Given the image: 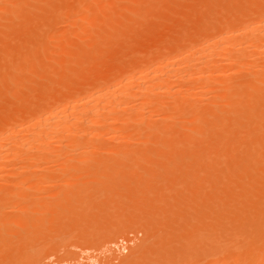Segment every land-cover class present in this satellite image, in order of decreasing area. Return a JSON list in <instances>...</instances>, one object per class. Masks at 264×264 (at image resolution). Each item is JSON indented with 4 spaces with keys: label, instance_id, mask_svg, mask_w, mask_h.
<instances>
[{
    "label": "rangeland",
    "instance_id": "obj_1",
    "mask_svg": "<svg viewBox=\"0 0 264 264\" xmlns=\"http://www.w3.org/2000/svg\"><path fill=\"white\" fill-rule=\"evenodd\" d=\"M262 14L264 0H0V145L6 151L16 138L32 143V152L18 147L27 152L20 157L0 155V264H256L253 254L264 252V52L254 53L251 44L253 50L236 54H205L199 61L208 63L200 65L214 70V77L203 81H196L202 71L198 54L184 56L221 35L243 42L242 24L260 25ZM240 57L244 65H231ZM167 58H180L181 73L169 75ZM193 61L200 70L196 66L192 74ZM156 68L168 79V90L153 98L135 83L119 109L128 108L129 115L136 110L127 122L112 110L115 116L102 112L108 120L85 124V116L66 104L99 95L107 85L113 91L125 76ZM50 111L76 114L68 119L76 120L78 132L70 125L73 130L63 132L67 139L52 134L59 140L51 139L49 150L44 143L40 152L33 136L38 118Z\"/></svg>",
    "mask_w": 264,
    "mask_h": 264
},
{
    "label": "bare ground",
    "instance_id": "obj_2",
    "mask_svg": "<svg viewBox=\"0 0 264 264\" xmlns=\"http://www.w3.org/2000/svg\"><path fill=\"white\" fill-rule=\"evenodd\" d=\"M244 11H246V10H244ZM263 15V14H262ZM264 16V15H263ZM32 18V17H31ZM237 18V17H236ZM246 19V18H245ZM244 19V20H245ZM227 20V19H226ZM228 20H229V18H228ZM222 21V20H221ZM262 21V20H261ZM260 21V22H261ZM264 21V20H263ZM212 22V21H211ZM230 22V21H229ZM40 23V22H39ZM213 23V22H212ZM233 25V24H232ZM222 26V25H221ZM225 26H226V24H225ZM224 26V27H225ZM242 26H243V29H244V31H242V30H240V32H241V34L243 33V32H245L244 33V35L245 34H247V38H245L244 40H245V42H244V40H242L241 38H240V36L238 37L239 39H241V41H243V42H239L240 40L238 39V38H236V40L238 39L239 41H234L233 40V37H234V35L233 34H227V35H225V36H223V35H221L219 38H216V39H214L211 43H207L208 45H206V46H204V48H203V46H202V48L200 47V48H198L200 51H198V49H197V51L198 52H195V50L193 49V51H185L186 52V55L184 56V59L185 60H189V59H195L194 57L198 54V56L196 57V59H198V60H196V64H197V61L199 62V65H200V63L201 62H203V60H204V57L205 56H203V55H207V57H209L210 55L211 56H213V55H215V53L216 52H218V54L219 55H221L222 53H226V52H231V53H235V52H240V50L242 51L243 50V48H250V47H254V50H253V47H252V50H253V52L254 53H260V52H264V38H260V37H263L264 36V31H263V29H264V22L263 23H261L260 25H257L256 26V24L255 25H249V24H245L244 25V23L242 24ZM220 27V26H219ZM216 28V27H215ZM209 29V28H208ZM43 30V29H42ZM233 31V30H232ZM230 32V31H229ZM239 32V31H238ZM232 33H234V32H232ZM235 34V33H234ZM240 34V33H239ZM236 35H238V34H236ZM243 35V34H242ZM263 35V36H262ZM196 37V36H195ZM237 37V36H236ZM245 37H246V35H245ZM203 38V37H202ZM205 38V37H204ZM232 40H231V39ZM193 39V38H192ZM195 39V38H194ZM199 39V38H198ZM197 39V40H198ZM213 39V38H212ZM235 39V38H234ZM260 39H262L263 41L261 42V40ZM192 41V40H191ZM233 41V42H232ZM186 44V43H185ZM206 44V43H205ZM251 44H252V46H251ZM254 44V45H253ZM203 45V44H202ZM182 46V45H181ZM188 49V48H187ZM190 49V48H189ZM251 49V48H250ZM191 50V49H190ZM220 52V53H219ZM222 52V53H221ZM1 54V53H0ZM183 54V53H182ZM208 54H209V56H208ZM217 54V55H218ZM236 54V53H235ZM176 55V54H175ZM181 55V54H180ZM252 55H254V54H252ZM256 55V54H255ZM194 56V57H193ZM203 56V57H202ZM216 56V55H215ZM242 56V55H241ZM183 57V56H182ZM181 57V58H182ZM190 57V58H189ZM199 57V58H198ZM206 57V58H207ZM187 58H189V59H187ZM200 58H202L203 60L200 62L199 61V59ZM234 58V57H233ZM238 58V57H237ZM168 59V58H167ZM210 59H211V57L210 58H207V59H205V60H209L210 61ZM226 59V58H225ZM235 59H236V56H235ZM235 59H233L234 60V62L233 63H231V65H238L239 63L238 62H240V64L239 65H244V61L242 60L241 61V57L239 58L240 59V61H238V59L237 60H235ZM176 60H177V58H176ZM176 60H169L168 59V61H166L165 63H164V65L163 66H165L166 68H164L165 70H167L169 73L171 72V73H173V71H175V74H176V71H177V69H179V68H181V67H176V65L178 66V60L180 61V58L177 60V62H176ZM223 60V59H222ZM162 61V60H161ZM182 61H184V60H182ZM185 62H187V61H185ZM190 62V61H189ZM194 62V63H193ZM192 63H190V64H193V66H192V70H193V72H192V74L194 73V70H198L197 68H196V66L198 65H196L195 64V61H193ZM244 62V63H243ZM251 62V61H250ZM208 62H203V64H207ZM237 63V64H236ZM242 63V64H241ZM202 64V65H203ZM249 64V63H248ZM179 65H181V63L179 64ZM198 65V66H199ZM239 65H238V67H239ZM251 65V64H250ZM249 65V66H250ZM161 66V65H160ZM189 66H191V65H189ZM188 66V67H189ZM197 66V67H198ZM213 66V65H212ZM259 66V65H258ZM155 67H157V66H155ZM185 67V66H184ZM200 68H202L201 67V65L199 66ZM198 67V68H199ZM210 67V66H209ZM241 67V66H240ZM252 67V66H251ZM149 68V67H148ZM161 68V67H160ZM183 68V67H182ZM187 68V67H186ZM191 68V67H190ZM200 68H199V70H200ZM257 68V67H256ZM188 69V68H187ZM130 70V69H129ZM202 71H199L200 72V77L198 78V79H196V81L198 80V81H201L202 80V78H208V80H210L211 78H212V76H213V74H214V70H206L205 68L203 69H201ZM216 70V69H215ZM254 70V69H253ZM180 71V72H179ZM179 71H178V73H181V69H179ZM217 71V70H216ZM250 71V70H249ZM141 72H142V69H141ZM133 73V72H132ZM138 73V72H137ZM140 73V72H139ZM168 73V74H169ZM171 73L169 74V75H171ZM178 73H177V75H178ZM183 73V72H182ZM261 73H263V72H261ZM164 72H163V70H160V69H158V68H156V69H150V71H148V72H146V73H141V74H139V75H135L134 73H133V77H132V79H130V80H127V79H125V77H124V80H122V81H120V83H122L121 84V86H119L118 88H114L115 90H111V93H110V90L108 89V87L107 86H105L106 88L104 89V88H102V89H104V90H106V91H102V93H100L99 95L97 94L98 93V91H97V95H95L94 93H93V95L90 97H88L87 99H81V98H79V99H76L75 101L73 100V101H69L70 103H66V104H68V106L70 107V108H73V110L74 109H77V115L79 116V117H82V116H85V118L83 117L82 119L85 121L84 123L86 124V123H89V124H93V123H95V121L97 120L98 121V119H101V118H104L103 117V115H105L104 113H102V112H104L105 111V113H109L110 111H120L119 109L120 108H122V104L124 105V103H122V100H123V102L124 101H126V99L125 98H127V99H130V98H128L130 95H132L133 93H134V91H136L134 88H133V85L136 83V85H134V86H137V88L136 89H138V90H143L144 92H147V94L148 93H152V95L154 96L153 98H156V96L157 95H161V94H163L162 92H166L167 90H166V87H169V86H166V85H168L169 83H166L165 84V81L167 80L168 81V79H166L165 78V80H164ZM185 74H186V72H185ZM184 74V75H185ZM173 76H174V74H172ZM181 75H183V74H180L179 75V77L181 76ZM186 75H188V74H186ZM242 75V74H241ZM245 75V74H244ZM191 74H189L188 75V77L192 80V78L191 77H193V76H191ZM128 77H129V75H128ZM186 76H182V78L184 79ZM202 77V78H201ZM211 77V78H210ZM214 77V76H213ZM241 77V76H240ZM111 78V77H110ZM123 78V77H122ZM130 78V77H129ZM194 78V77H193ZM195 78H197V76L195 77ZM210 78V79H209ZM238 78V77H237ZM112 79V78H111ZM175 79V78H174ZM185 79H187V77L185 78ZM189 79V80H190ZM200 79V80H199ZM121 80V79H120ZM190 80V81H191ZM194 80V79H193ZM192 80V81H193ZM166 81V82H167ZM177 81V80H176ZM203 81V80H202ZM205 81V80H204ZM231 80H229V82H230ZM178 82V81H177ZM194 82V81H193ZM192 83V82H191ZM204 83V82H203ZM206 83V82H205ZM177 84V83H176ZM226 84V83H225ZM118 85H119V82H118ZM117 85V86H118ZM190 85V84H189ZM220 85V84H219ZM227 85H228V83H227ZM114 87V86H113ZM173 87V86H172ZM112 88V87H111ZM194 88V87H193ZM199 88V87H198ZM231 88V87H230ZM236 88V87H235ZM113 89V88H112ZM131 89H134V91L132 92L131 91ZM223 89V88H222ZM137 90V91H138ZM180 90V89H179ZM178 90V91H179ZM187 90V88L185 89V94L184 95H186L188 92H191V91H189L188 90V92L186 91ZM229 90V89H228ZM236 90V89H235ZM181 91L184 93V91L181 89ZM180 91V92H181ZM213 91V90H212ZM100 92V91H99ZM139 92V91H138ZM155 94H154V93ZM199 92V91H198ZM111 95H110V94ZM156 93H158V94H156ZM228 93V92H227ZM140 95H141V93H139ZM143 94H146V93H143ZM191 93H189V95H190ZM225 94V93H224ZM223 94V95H224ZM253 94V93H252ZM213 95V94H212ZM257 95H258V93H257ZM97 96V97H96ZM100 96V97H99ZM150 96V95H149ZM187 96V95H186ZM191 96V95H190ZM100 98V100H99V98ZM134 97V95L131 97V98H133ZM139 97V96H138ZM236 97V96H235ZM255 97H258V96H255ZM94 98H97V101H95L94 100ZM135 98V97H134ZM177 98V97H176ZM230 98V97H229ZM252 98V97H251ZM125 99V100H124ZM141 99V98H140ZM172 99V98H171ZM223 99H225V98H222V100ZM254 99V98H253ZM138 100V99H137ZM152 100H154V99H152ZM207 100V99H206ZM263 99H261V103L263 102L262 101ZM129 101H132V100H129ZM144 102H146L145 104H147V101L149 102L150 100L146 97L145 98V100H143ZM254 101V100H253ZM257 101V100H256ZM133 102V101H132ZM142 102V101H141ZM144 102L142 103V104H144ZM155 102H156V100H155ZM239 102V101H238ZM258 102H260V101H258ZM126 103V102H125ZM158 103V102H157ZM254 103V102H253ZM83 104H86L87 105V109L85 110L84 109V111H82L81 112V110L83 109V107L85 106H83L82 107V105ZM135 104V103H134ZM144 104V105H145ZM149 104H150V102H149ZM160 104V103H159ZM217 105L219 104V103H216ZM250 104V103H249ZM249 104H247V105H249ZM251 104H252V102H251ZM133 105V104H132ZM138 105V104H137ZM148 105V104H147ZM216 105V106H217ZM254 105H256V104H254ZM62 106V105H61ZM68 106H66V107H68ZM125 106V105H124ZM252 106V105H251ZM58 107V106H57ZM65 107V106H64ZM68 107V108H69ZM81 107V108H80ZM142 108H143V105L141 106ZM150 107H151V105H150ZM155 107V106H154ZM244 107V106H243ZM242 107V108H243ZM254 107V106H253ZM81 110H80V109ZM126 110H121L120 112H116L117 114L118 113H120V116L118 115H116V117L117 118H119V119H122L121 120V122H127L126 120H130V118H128L127 117V115L128 116H135L136 115V110L134 111V113H135V115L134 114H131V115H129V113H131L130 112V110H129V113H127L126 114V111H128V108H126V107H124ZM153 108V107H152ZM160 108V107H159ZM162 108V107H161ZM53 109V108H52ZM57 108H55V110H56ZM79 109V110H78ZM137 109V108H136ZM192 109V108H191ZM238 109H240L239 108V105H238ZM248 109V108H247ZM250 109V108H249ZM65 109L63 108V111H64ZM71 110V109H70ZM174 110H175V108H174ZM189 110V109H188ZM241 110V109H240ZM244 110H246V109H244ZM243 110V111H244ZM49 111V110H48ZM59 111V110H58ZM61 111V110H60ZM75 111H73L74 113H75ZM80 113H82V114H79V112ZM109 111V112H108ZM111 112V113H114V112ZM123 111V112H122ZM125 111V112H124ZM191 111V110H190ZM206 111V110H205ZM254 111V110H253ZM52 112V113H51ZM122 112V113H121ZM144 112V111H143ZM184 112V111H183ZM193 112V111H192ZM198 112V111H197ZM55 113H57V112H55ZM53 111H50V114L48 113V115H46V116H43V118L41 117V118H38V119H41V123H40V121H39V123H40V125H39V128L37 129V130H35V131H37V132H35V135L33 136L34 138H33V140H35V142L38 140L39 142H37L36 144H40V146H38V145H36L35 143V148L37 147L38 148V151H40V150H43L44 149V143H45V146H46V144L48 143V142H50V143H52L51 142V139L53 138V137H55L56 138V136H59V135H61V136H59L62 140H63V137L64 138H68V137H66V136H69V135H64V133H66L67 132V130H65V129H71L74 125H73V122H74V119H75V117H77L76 116V114H75V117L74 116H72V117H74V119H71V120H69L68 118L70 117V118H72L71 117V115L70 116H66V114L65 115H58V114H60V113H58V114H55ZM69 113V112H68ZM116 113H114V116H115V114ZM133 113V112H132ZM145 113V112H144ZM146 113H147V111H146ZM148 113H149V111H148ZM214 113V112H213ZM222 113V112H221ZM255 113V112H254ZM45 114V113H44ZM62 114V113H61ZM121 114H123V115H121ZM139 114H142L141 116L139 115ZM139 116L140 117H146L147 115H144L143 113H140V111H139ZM225 114V113H224ZM232 114V113H231ZM242 115L244 114V113H241ZM68 115V114H67ZM108 115V114H107ZM106 115V116H107ZM125 115V116H124ZM144 115V116H143ZM150 115V114H149ZM215 115V114H214ZM219 115V114H218ZM223 115V114H222ZM235 115H236V113H235ZM239 115V114H238ZM102 116V117H101ZM220 116V115H219ZM230 116V115H229ZM251 116H253V115H251ZM12 117H14V116H12ZM228 117V116H227ZM232 116H230L229 118H231ZM234 117H236V116H234ZM134 118H136V117H134ZM133 118V119H134ZM137 118H138V116H137ZM212 119V117H209V119ZM77 119V118H76ZM118 119V120H119ZM132 119V118H131ZM142 119V118H141ZM208 119V118H207ZM210 119V120H211ZM240 119V118H239ZM238 119V117H237V120H239ZM255 119V118H254ZM79 120H81L80 118H79ZM102 120H104V119H102ZM105 120H108L106 117H105ZM123 120H125V121H123ZM135 120V119H134ZM134 120H131V121H134ZM138 120H139V118H138ZM137 119L135 120V121H138ZM214 120V119H213ZM219 120H220V118H219ZM262 120V119H261ZM261 120H259V121H261ZM73 121V122H72ZM101 121V120H100ZM99 121V122H100ZM140 121V120H139ZM208 121V120H207ZM215 121V120H214ZM213 121V122H214ZM244 121H245V119H244ZM243 121V122H244ZM75 122H76V120H75ZM74 122V123H75ZM79 122V121H78ZM78 122L75 124L76 126H82V124H83V126H84V123L82 122V124H81V121H80V123L78 124ZM98 122V123H99ZM105 122H107V121H105ZM113 122H114V120H113ZM179 122V121H178ZM197 122V121H196ZM241 122V121H240ZM250 122V121H249ZM38 123V124H39ZM109 123V122H108ZM107 123V124H108ZM207 123V122H206ZM209 123V122H208ZM232 123V122H231ZM253 123V122H252ZM260 123H262V121L261 122H259V124ZM37 124V125H38ZM78 124V125H77ZM88 124V125H89ZM194 124V123H193ZM211 124V123H210ZM228 124V123H227ZM72 127H71V126ZM87 125V126H88ZM221 125V124H220ZM232 125V124H231ZM68 126L70 127V128H68ZM78 126V127H79ZM234 127H235V125H233ZM238 126V125H237ZM253 126H255V125H253ZM258 126V125H257ZM75 127V126H74ZM90 127V126H89ZM92 127H94L93 125H92ZM250 127H252L251 125H250ZM262 127V125L260 126V128ZM97 127L95 126V129H96ZM113 128V127H112ZM226 128V127H225ZM228 128V127H227ZM239 128V127H238ZM77 130V132H78V128H74V131L73 132H75L76 130ZM82 129H84V131L86 130V129H88L87 127H86V125L84 126V127H82ZM94 129V128H93ZM93 129H91V130H93ZM218 129V128H217ZM224 129V128H223ZM258 129H259V127H258ZM72 130H73V128H72ZM71 130V131H72ZM81 132H83V130H81V129H79ZM159 130V129H158ZM65 131V132H64ZM89 130H87V132H88ZM95 131H97V130H95ZM95 131H92V132H88L89 134L91 133H93V134H95V135H100L98 132H95ZM105 131V130H104ZM110 131V130H109ZM179 131V130H178ZM221 130H218V133L220 132ZM230 131H232V130H230ZM248 131V130H247ZM262 131V130H261ZM33 132V131H32ZM64 132V133H63ZM69 132V131H68ZM242 132V131H241ZM243 132H245V131H243ZM242 132V133H243ZM6 133V132H5ZM71 133V132H70ZM186 133V132H185ZM221 133V132H220ZM260 133V132H259ZM52 134H54L55 136H53ZM187 134V133H186ZM191 134V133H190ZM195 134V133H194ZM221 134H224V135H227V133L225 134V133H221ZM229 134V133H228ZM51 135L53 136V137H51ZM77 135V134H76ZM80 135V133L77 135V136H79ZM95 135H92V137L93 136H95ZM169 135V134H168ZM215 135V134H214ZM213 135V136H214ZM240 135V134H239ZM2 136V135H1ZM73 136V135H72ZM76 136V137H77ZM81 136V135H80ZM91 135H89V137H90ZM101 136V135H100ZM193 136H195V135H193ZM228 136V135H227ZM264 136V135H263ZM88 137V136H87ZM97 137V136H96ZM169 137V136H168ZM171 137V136H170ZM173 137V136H172ZM208 137V136H207ZM235 137V136H234ZM254 137V136H253ZM54 138V139H55ZM79 138V137H78ZM95 138V137H94ZM93 138V139H94ZM190 138H192V136L190 137ZM217 138V137H216ZM54 139H52V140H54ZM58 139V138H57ZM57 139H55V141H58ZM61 139H60V141H61ZM176 139V138H175ZM236 139V138H235ZM240 139H242L241 137H240ZM239 139V140H240ZM16 141H15V143H17V144H15V143H13V144H15V145H18L17 147H15V145L13 146H11L10 148L11 149H13V147H15V148H17L18 149V147H20V149L22 148L23 150H25V151H27V150H31L32 149V147H31V145L30 144H32V143H28L27 144V142H25V140L24 139H20L19 138V141H18V139L16 138L15 139ZM20 140L22 141V142H20ZM24 140V141H23ZM27 140V139H26ZM31 140V139H30ZM29 140V141H30ZM167 140H168V138H167ZM193 140H194V138H193ZM32 141V140H31ZM81 141V140H80ZM198 141V140H197ZM242 141V140H241ZM251 141H252V139H251ZM74 142V141H73ZM79 142V141H78ZM88 142V141H87ZM231 142V141H230ZM259 142V141H258ZM55 142H53V144H54ZM61 143V146H62V143L63 142H60ZM92 143H94V142H92ZM198 143V142H197ZM220 143V142H219ZM229 143V142H228ZM234 143V142H233ZM251 143V142H250ZM42 144H43V146H42ZM68 144V143H67ZM72 144V143H71ZM83 144V143H82ZM221 144V143H220ZM246 144V143H245ZM10 145V144H9ZM50 145V144H49ZM49 145L47 144V146H46V148L47 147H49ZM76 145V144H75ZM185 145H187V143L185 144ZM68 146V145H67ZM73 146V145H72ZM78 146V145H77ZM82 146H84V145H82ZM90 146V145H89ZM176 146H178V145H176ZM176 146H175V148H176ZM8 146H6V148H7ZM34 147V146H33ZM51 147V146H50ZM54 147V146H53ZM57 147V146H56ZM69 147H70V145H69ZM179 147H181V146H179ZM187 147H190L189 145L187 146ZM226 147V146H225ZM74 148V147H73ZM77 148V147H76ZM80 148H81V146H80ZM79 148V149H80ZM158 148V147H157ZM160 148V147H159ZM231 148V147H230ZM254 148V147H253ZM7 149H9V148H7ZM6 149V151H5V149L3 148V146L2 145H0V155H2V156H4V155H9L8 153H12V152H14L16 155L18 154L19 155V153H21V151L19 150H15V151H18V153L17 152H15V151H13V150H11V149H9V150H7ZM48 149V148H47ZM82 149V148H81ZM88 149V148H87ZM173 149V148H172ZM178 149V148H177ZM35 150V149H34ZM33 150V151H34ZM46 150V149H45ZM49 150V149H48ZM68 150V149H67ZM71 150H72V148H71ZM200 150V149H199ZM8 151V152H7ZM9 151H12V152H9ZM25 151H23V152H25ZM37 151V150H36ZM36 151H35V154H36ZM44 151V150H43ZM61 151V150H60ZM78 151V150H77ZM164 151V150H163ZM23 152L21 153V155L23 154ZM31 152H32V150H31ZM31 152H29L28 151V153L30 154ZM41 152V151H40ZM48 152V151H47ZM86 152V151H85ZM87 152H89V151H87ZM147 152V151H146ZM223 152V151H222ZM259 152H260V150H259ZM25 153H27V152H25ZM24 153V154H25ZM52 153V152H51ZM76 153V152H75ZM221 153V152H220ZM23 154V155H24ZM39 154V153H38ZM78 154V153H77ZM81 154H83V153H81ZM81 154L79 155L78 154V156H80L81 157ZM191 154V153H190ZM32 155V154H31ZM30 155V156H31ZM37 155V154H36ZM68 155V154H67ZM98 155V154H97ZM102 155V154H101ZM108 155V154H107ZM151 155V154H150ZM149 155V156H150ZM26 156V155H25ZM85 156H87V155H85V154H83L82 155V158L83 157H85ZM94 156V155H93ZM102 156H104V154L102 155ZM134 156V155H133ZM174 156V155H173ZM211 156V155H210ZM9 157H12L11 156V154H10V156H8L7 158H9ZM14 157V156H13ZM17 157V156H16ZM18 157H20V155L18 156ZM28 157V156H27ZM37 157V156H36ZM35 157V158H36ZM42 157V156H41ZM55 157V156H54ZM106 157V156H105ZM2 158V159H1ZM86 158V157H85ZM162 158V157H161ZM170 158H172V157H170ZM197 158V157H196ZM206 158V157H205ZM0 159L2 160V162H3V157H1L0 156ZM10 159V158H9ZM17 159H19V158H17ZM25 159V158H24ZM37 159V158H36ZM88 159V158H87ZM102 159H104V158H102ZM180 159V158H179ZM210 159H211V157H210ZM0 160V161H1ZM27 160V159H26ZM28 160H29V157H28ZM67 160H70V159H67ZM82 160V159H81ZM132 160V159H131ZM174 160H175V158H174ZM21 161V160H20ZM23 161V160H22ZM83 161V160H82ZM88 161V160H87ZM112 161V160H111ZM167 161V160H166ZM208 161V160H207ZM27 162V161H26ZM33 162V161H32ZM66 162V161H65ZM73 162V161H72ZM113 162V161H112ZM29 163V162H28ZM168 163V162H167ZM262 163V162H261ZM0 164H2V163H0ZM30 164V163H29ZM75 164V163H74ZM112 164V163H111ZM164 164H165V162H164ZM169 164V163H168ZM4 165V164H3ZM145 165V164H144ZM147 165H149V164H147ZM205 165V164H204ZM135 166V165H134ZM146 166V165H145ZM180 166V165H179ZM196 166V165H195ZM48 167H50V166H48ZM123 167V166H122ZM137 167V166H136ZM167 167V166H166ZM206 167V166H205ZM214 167V166H213ZM256 167V166H255ZM31 168V167H30ZM121 168V167H120ZM126 168V167H125ZM129 168V167H128ZM132 168V167H131ZM169 168V167H168ZM180 168V167H179ZM111 169V168H110ZM124 167L121 169L122 170V172L124 171V170H126V169H124ZM155 169H156V167H155ZM245 169V168H244ZM254 169V168H253ZM46 170V169H45ZM120 170V171H121ZM130 170V169H129ZM153 170V169H152ZM169 170V169H168ZM42 171V170H41ZM117 171H118V169H117ZM117 171H115L116 173H117ZM127 171H128V169H127ZM131 171V170H130ZM134 171V170H133ZM143 171V170H142ZM141 171V172H142ZM187 171V170H186ZM252 171V170H251ZM48 172V171H47ZM73 172V171H72ZM140 172V171H139ZM138 172V173H139ZM159 172H160V170H159ZM173 172V171H172ZM230 172V171H229ZM0 173H1V171H0ZM125 173V172H124ZM143 173V172H142ZM156 173V172H155ZM133 174V173H132ZM144 174V173H143ZM157 174V173H156ZM162 174V173H161ZM176 174V173H175ZM134 175H135V173H134ZM168 175V174H167ZM2 176V175H1ZM0 176V177H1ZM112 176V175H111ZM117 176H118V174H117ZM141 176V175H140ZM260 176V175H259ZM64 177V176H63ZM113 177V176H112ZM111 177V178H112ZM143 177V176H142ZM65 178H67V177H65ZM64 178V179H65ZM115 178H117V177H115ZM145 178V177H144ZM1 179V178H0ZM73 179V178H72ZM68 180V179H67ZM69 180H70V178H69ZM181 180V179H180ZM17 181V180H16ZM117 181H118V178H117ZM18 182V181H17ZM24 182V181H23ZM116 182V181H115ZM25 183V182H24ZM69 183V182H68ZM113 183V182H112ZM250 183V182H249ZM38 184V183H37ZM71 184V183H70ZM69 184V185H70ZM89 184H90V182H89ZM155 184V183H154ZM158 184V183H157ZM183 184V183H182ZM19 185H20V183H19ZM66 185H67V183H66ZM162 185V184H161ZM160 185V186H161ZM227 185V184H226ZM23 186H24V184H23ZM92 186V185H91ZM108 186H109V184H108ZM169 186V185H168ZM174 186V185H173ZM262 186V185H261ZM86 187H87V185H86ZM152 187V186H151ZM163 187H165V185L163 186ZM172 187V186H171ZM174 187H176V186H174ZM189 187H191V186H189ZM69 188H71V187H69ZM84 188V187H83ZM142 188V187H141ZM260 188V187H259ZM112 189V188H111ZM118 190V189H117ZM116 190V191H117ZM180 190H181V187H180ZM261 190V189H260ZM18 191V190H17ZM165 191V190H164ZM173 191V190H172ZM171 191V192H172ZM118 192V191H117ZM121 192V191H120ZM168 192V191H167ZM174 192V191H173ZM172 192V193H173ZM122 193H124V192H122ZM158 193H159V191H158ZM171 193V194H172ZM71 194V193H70ZM83 194V193H82ZM139 194V193H138ZM168 194H170V193H167V195ZM185 194V193H184ZM19 195V194H18ZM64 195V194H63ZM188 195V194H187ZM119 196V195H118ZM156 196V195H155ZM181 196V195H180ZM83 197V196H82ZM95 197V196H94ZM116 197V196H115ZM174 197H175V195H174ZM197 197V196H196ZM18 198V197H17ZM121 198V197H120ZM159 198V197H158ZM22 199V198H21ZM24 199H26V198H24ZM94 199V198H93ZM116 199H117V197H116ZM123 199V198H122ZM177 200L178 199H180V198H176ZM99 200V199H98ZM101 200H103V198L101 199ZM114 200H115V198H114ZM170 200H172V198L170 199ZM181 200V199H180ZM259 200H261V199H259ZM67 201V200H66ZM71 201V200H70ZM92 202H94V201H92ZM231 202V201H230ZM61 204H62V202H60ZM159 203V202H158ZM160 203H163V202H160ZM5 204V203H4ZM21 205V204H20ZM83 205V204H82ZM176 205V204H175ZM206 205V204H205ZM89 206H91V205H89ZM88 206V207H89ZM22 207V206H21ZM78 207V206H77ZM86 207V206H85ZM182 207V206H181ZM257 207V206H256ZM49 208V207H48ZM84 209H87V208H84ZM89 209V208H88ZM88 209H87V211H88ZM129 209V208H128ZM204 209V208H203ZM258 209V208H257ZM1 210V209H0ZM23 210V209H22ZM47 211V210H46ZM63 212H65V211H63ZM77 212V211H76ZM85 212V211H84ZM179 212H181V211H179ZM257 212V211H256ZM22 213V212H21ZM33 213V212H32ZM60 213V212H59ZM152 213V212H151ZM157 213V212H156ZM156 213H155V215H156ZM169 213V212H168ZM167 213V214H168ZM19 214V213H18ZM35 214V213H34ZM38 214H40V213H38ZM123 214V213H122ZM138 214H140L139 212H138ZM166 214V215H167ZM42 215H44V214H42ZM41 215V216H42ZM47 214H45V216H46ZM159 215V214H158ZM157 215V216H158ZM161 215V214H160ZM168 215H172V214H168ZM184 215V214H183ZM20 216V215H19ZM22 216V215H21ZM64 216V215H63ZM101 216V215H100ZM173 216V215H172ZM4 217V216H3ZM23 217H25V216H23ZM29 217V216H28ZM19 218V217H18ZM73 218H74V216H73ZM125 218V217H124ZM149 218V217H148ZM161 218H162V216H161ZM20 219H22V217L20 218ZM25 219V218H24ZM66 219V218H65ZM82 219V218H81ZM110 219V218H109ZM134 219V218H133ZM159 219V218H158ZM206 219V218H205ZM243 219V218H242ZM153 220V219H152ZM75 221V220H74ZM196 221V220H195ZM214 221V220H213ZM35 222H37L36 220H35ZM98 222V221H97ZM100 222V221H99ZM143 222V221H142ZM163 222V221H162ZM185 222V221H184ZM108 223V222H107ZM116 223V222H115ZM20 224V223H19ZM23 224H24V222H23ZM139 225H140V223H138ZM157 224V223H156ZM182 224V223H181ZM222 224V223H221ZM16 225V224H15ZM22 225V224H21ZM27 225V224H26ZM51 225V224H50ZM49 225V226H50ZM72 225V224H71ZM107 225V224H106ZM128 225V224H127ZM136 225V224H135ZM161 225V224H160ZM200 225V224H199ZM206 225V224H205ZM14 226V225H13ZM54 226V225H53ZM129 226H131V225H129ZM141 226V225H140ZM206 226H208V225H206ZM30 227V226H29ZM38 227V226H37ZM52 227V226H51ZM144 227V226H143ZM217 227V226H216ZM220 227H222V226H220ZM16 229L18 228V227H15ZM133 228H135V227H133ZM133 228H132V230H133ZM203 228H204V226H203ZM7 229V228H6ZM44 229V228H43ZM77 229V228H76ZM143 229V228H142ZM145 229V228H144ZM148 229H150V228H148ZM18 230V229H17ZM47 230V229H46ZM60 230V229H59ZM224 230V229H223ZM19 231V230H18ZM155 231V230H154ZM21 232V231H20ZM19 232V233H20ZM42 232V231H41ZM184 232V231H183ZM214 232V231H213ZM235 232V231H234ZM18 233V234H19ZM148 233V232H147ZM215 233V232H214ZM223 233V232H222ZM261 233V232H260ZM23 234V233H22ZM55 234V233H54ZM209 234V233H208ZM211 234H213V233H211ZM219 234V233H218ZM227 234V233H226ZM5 235V234H4ZM3 235V236H4ZM66 235V234H65ZM68 235H70V234H68ZM162 235V234H161ZM160 235V236H161ZM206 235V234H205ZM21 236H23V235H21ZM74 235H72V237H73ZM153 236V235H152ZM229 236V235H228ZM253 236V235H252ZM150 237H151V234H150ZM209 237V236H208ZM218 237V236H217ZM230 237V236H229ZM237 237V236H236ZM257 237V236H256ZM154 238V237H153ZM48 239V238H47ZM46 239V240H47ZM63 239V238H62ZM82 239V238H81ZM201 239H203V238H201ZM2 240V239H1ZM221 240V239H220ZM225 240V239H224ZM244 240V239H243ZM3 241V240H2ZM1 241V242H2ZM49 241V240H48ZM69 241V240H68ZM200 241V240H199ZM229 241V240H228ZM230 241H231V239H230ZM11 242V241H10ZM43 242H44V240H43ZM64 242V241H63ZM75 242V241H74ZM78 242V241H77ZM3 243H5V242H3ZM2 243V244H3ZM23 243H25V242H23ZM41 243V242H40ZM66 243H68V242H66ZM170 243V242H169ZM210 243V242H209ZM212 243V242H211ZM215 243V242H214ZM229 243V242H228ZM232 243V242H231ZM1 244V243H0ZM10 244V243H9ZM65 244V243H64ZM72 244V243H71ZM208 244V243H207ZM4 245V244H3ZM38 245V244H37ZM66 245V244H65ZM64 245V246H65ZM219 245H221L220 243H219ZM242 245V244H241ZM261 245V244H260ZM1 246V245H0ZM14 246V245H13ZM59 246H60V243H59ZM69 246V245H68ZM79 246V245H78ZM144 246V245H143ZM177 246V245H176ZM192 246V245H191ZM190 246V247H191ZM247 246V245H246ZM10 247V246H9ZM61 247V246H60ZM84 247V246H83ZM208 247V246H207ZM217 247V246H216ZM215 247V248H216ZM225 247V246H224ZM227 247V246H226ZM250 247H251V245H250ZM4 248V247H3ZM69 248V247H68ZM67 248V249H68ZM166 248V247H165ZM181 248V247H180ZM197 248V247H196ZM218 248H219V246H218ZM264 248V247H263ZM7 249V248H6ZM34 249V248H33ZM83 249V248H82ZM143 249H145V248H143ZM149 249H150V247H149ZM164 249V248H163ZM256 249V248H255ZM3 250V249H2ZM22 250V249H21ZM43 250V249H42ZM220 250V249H219ZM254 250V249H253ZM262 250V249H261ZM4 251V250H3ZM7 251V250H6ZM23 251H25V250H23ZM39 251V250H38ZM37 251V252H38ZM155 251H157V249L155 250ZM154 251V252H155ZM252 251V250H251ZM5 252V251H4ZM10 252V251H9ZM30 252H32V251H30ZM256 253L258 252V250L257 251H255ZM33 253V252H32ZM34 253H36V252H34ZM33 253V254H34ZM42 253H43V251H42ZM73 253V252H72ZM71 253V254H72ZM138 253V252H137ZM159 253H160V251H159ZM158 253V254H159ZM164 253V252H163ZM240 253H241V251H240ZM254 253V252H253ZM256 253L255 254H253V255H255V257L254 258H256L255 259V261H254V259H250V258H248V257H246L247 259H250V260H253L256 264H258V263H261L262 264V261H264V259H262V258H264V252L262 253V254H257L256 255ZM259 253V252H258ZM7 254H8V252H7ZM38 254V253H37ZM172 255H173V253H171ZM252 254V253H251ZM250 254V255H251ZM5 255V254H4ZM35 255V254H34ZM33 255V256H34ZM134 255H136V254H134ZM157 255V254H156ZM178 255V254H177ZM222 255H224V254H222ZM233 255V254H232ZM243 255H245V254H243ZM11 256V255H10ZM9 256V257H10ZM31 256H32V254H31ZM160 256V255H159ZM158 256V257H159ZM249 256V255H248ZM252 256V255H251ZM6 257V256H5ZM149 257V256H148ZM221 257V256H220ZM222 257H224V256H222ZM236 257V256H235ZM238 257V256H237ZM33 258H35V256L33 257ZM155 258V257H154ZM154 258H152V259H154ZM164 258V257H163ZM239 258V257H238ZM132 259V258H131ZM211 259H214L213 257L211 258ZM222 259H224V258H222ZM222 259H221V261H222ZM229 259V258H228ZM228 259H226V260H228ZM230 259H231V256H230ZM234 259H236V258H234ZM245 259V258H244ZM262 259V260H261ZM261 260V261H260ZM140 261V260H139ZM216 261V260H215ZM257 261H259L258 263H257ZM11 263H12V261H10ZM164 262V261H163ZM212 262H213V260H212ZM219 262H220V260H219ZM217 263V264H220V263ZM223 262V261H222ZM221 262V264H223ZM225 262L226 261H224V264H225ZM228 262V261H227ZM226 262V264H229V263H227ZM234 262V261H233ZM252 262V261H251ZM5 263V262H4ZM149 263H150V261H149ZM209 263H210V261H209ZM231 263H232V261H231ZM230 263V264H231ZM239 262H236V264H238ZM240 263H241V261H240ZM148 264V263H147ZM232 264H235V263H232ZM241 264H243V263H241Z\"/></svg>",
    "mask_w": 264,
    "mask_h": 264
}]
</instances>
